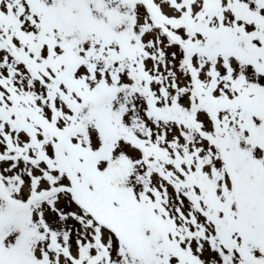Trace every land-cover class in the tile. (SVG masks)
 Returning a JSON list of instances; mask_svg holds the SVG:
<instances>
[{"label": "snow or ice", "instance_id": "obj_1", "mask_svg": "<svg viewBox=\"0 0 264 264\" xmlns=\"http://www.w3.org/2000/svg\"><path fill=\"white\" fill-rule=\"evenodd\" d=\"M0 264H264V0H0Z\"/></svg>", "mask_w": 264, "mask_h": 264}]
</instances>
